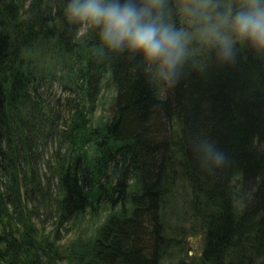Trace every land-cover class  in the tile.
I'll list each match as a JSON object with an SVG mask.
<instances>
[{
    "label": "trees",
    "instance_id": "obj_1",
    "mask_svg": "<svg viewBox=\"0 0 264 264\" xmlns=\"http://www.w3.org/2000/svg\"><path fill=\"white\" fill-rule=\"evenodd\" d=\"M67 2L0 0V264H264V48L222 27L225 60L208 31L242 0H188L191 27L164 0L163 23L186 34L171 71L110 49L100 28L82 32ZM54 82L74 97L47 193L33 161L56 132L44 98ZM106 88L111 113L98 121ZM36 198L53 205L58 234L95 222L62 243L38 230Z\"/></svg>",
    "mask_w": 264,
    "mask_h": 264
},
{
    "label": "clouds",
    "instance_id": "obj_2",
    "mask_svg": "<svg viewBox=\"0 0 264 264\" xmlns=\"http://www.w3.org/2000/svg\"><path fill=\"white\" fill-rule=\"evenodd\" d=\"M163 9L164 0H143L140 7L131 0L122 5L118 0H68L64 11L71 24L100 28L101 39L110 49L126 46L147 60L161 61L171 71L182 62L186 34L163 23ZM217 20L208 31L215 35L225 60L233 41L220 32L222 27L253 47L264 48V0H242L234 16L218 14ZM214 155L218 165L226 160L222 152Z\"/></svg>",
    "mask_w": 264,
    "mask_h": 264
},
{
    "label": "rangeland",
    "instance_id": "obj_3",
    "mask_svg": "<svg viewBox=\"0 0 264 264\" xmlns=\"http://www.w3.org/2000/svg\"><path fill=\"white\" fill-rule=\"evenodd\" d=\"M174 1L179 6L187 26L191 27L193 25V20L190 17L191 13L189 10L188 0ZM85 29L86 27L83 28L82 32H84ZM44 93L46 105L50 107V109H52L55 113H58L57 119L54 116V119L56 120V132L47 138H44L45 140L39 142L38 146L35 147L33 163L37 173L45 177L44 190L47 193H51L52 188L48 187L47 181L49 179L50 183L53 184L55 177L50 169V166L54 163L56 157L64 152V147L66 144L61 140V134L66 126V120H68L67 109L71 106V99L74 96H72L64 89L63 86L56 82L48 84ZM112 97V90L107 88L104 89L99 104H97V109L95 112L96 120L99 121L102 116L110 115ZM53 190H55V188ZM53 194L55 196V193ZM36 197H38V194ZM30 208L35 209V220L38 224V230L44 232L45 234L53 233L54 236L62 238V243L72 240L79 232L85 235L90 231L93 223L95 222L90 220V223H86L84 228L81 230H79L74 224L69 225L66 223L63 226H60L58 234L56 231V215L54 213V207L52 204H46L40 199L36 198L34 203L32 205L30 204ZM66 227H68V229H66ZM186 242L187 248L190 250L191 255H193L195 252H200L203 248V238L200 235L189 236Z\"/></svg>",
    "mask_w": 264,
    "mask_h": 264
}]
</instances>
